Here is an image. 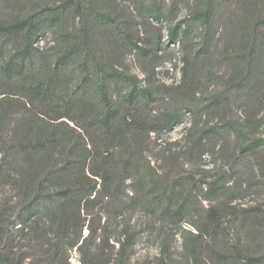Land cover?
Returning a JSON list of instances; mask_svg holds the SVG:
<instances>
[{"label": "rangeland", "instance_id": "obj_1", "mask_svg": "<svg viewBox=\"0 0 264 264\" xmlns=\"http://www.w3.org/2000/svg\"><path fill=\"white\" fill-rule=\"evenodd\" d=\"M61 1L11 0L9 3L1 0L0 18L28 9L40 15L44 7H54ZM205 1L84 0L81 16L71 11L63 16L62 23L69 32L84 29L85 33H90L89 47L102 57L103 76L98 79L95 74L88 73L87 78H82L76 60L58 70L55 80L61 88L57 98L45 104L49 108V118L43 119L44 124L58 135L72 134L82 138L91 157L96 155L100 138H95L98 148H94L82 129L58 117L67 106L77 105L75 101L79 99V105H101L94 87L116 78L107 88L109 100L120 107L136 105L123 108L121 113L127 110L128 115L137 118L139 125L144 124L142 130L131 132L132 147L138 148L134 154L138 163L150 171L151 191L166 187L164 196H154L153 201L169 203L173 200L187 208L182 217L174 220H158L139 206H127L121 215L113 209L116 213L111 215L107 228L114 253L118 250L117 242L124 239L122 229L130 228L134 234L126 264H158L161 243L168 246L174 256L169 264H182L185 244L193 242L201 255L211 261L217 260L216 254L222 252L220 249L232 256L227 252L237 233L244 235L238 228L245 215L257 216L256 236L259 238L254 249L264 257V148L241 153L239 140L232 131L233 127L243 130L248 140L264 138V20L244 37L247 19L241 14L239 1L222 0L224 4L215 13L204 40V30L191 15ZM150 5L160 8L159 20H152L144 11ZM88 7L108 13L114 23L91 21ZM234 16L239 17L237 22ZM262 17L264 19V12ZM172 27L178 32L175 41L169 34ZM245 38L247 44L243 48L241 44ZM41 39L40 52L44 55L38 58V67L42 58L52 63L53 53L59 47L53 30H46ZM124 77L137 80L138 87L145 91L131 103L125 101L131 85ZM3 85L1 82L0 93L3 89L12 94L6 98L8 105H22L21 101L15 102L16 88ZM18 109L12 108V111ZM167 115L175 118L172 126L159 136L151 133L150 121ZM19 121V117H14L0 130L5 133L17 129L13 122ZM118 184L122 188L119 179ZM123 187L119 192L120 203H130L140 197L139 185L132 178L126 180ZM13 195L12 184H0V211L6 217L0 252L21 260L29 257L35 264H48V252L52 249L40 250L29 229L20 227L12 218ZM111 206L109 203L105 207ZM210 206L220 209V226L208 229L203 241H196L188 235L204 231L205 215ZM105 219L99 223L94 218L91 226L100 224L102 227ZM84 225L83 237L88 234V222ZM60 242V238H53V244ZM250 247L253 249L252 245ZM65 255L69 264H80L75 248H66L59 262H65ZM27 263L30 264L29 260L24 264Z\"/></svg>", "mask_w": 264, "mask_h": 264}, {"label": "trees", "instance_id": "obj_2", "mask_svg": "<svg viewBox=\"0 0 264 264\" xmlns=\"http://www.w3.org/2000/svg\"><path fill=\"white\" fill-rule=\"evenodd\" d=\"M10 1L7 0L9 3ZM238 1L242 16L247 19L246 29L243 31L246 37L257 23L264 20V0ZM83 3L84 0H62L54 7H44L40 15L38 11L28 9L5 19L0 18V83L5 84L4 88H16L15 102L21 101L22 104L8 105L6 98L12 94L2 89L0 129L14 117H19L20 121L15 122L16 125L13 122L17 129L5 133L0 130V184H12L15 199L11 210L12 218L20 227L29 229L40 250L45 247L52 249L51 253L48 252V264H61L59 259L66 248L78 251L80 264H126L130 248L134 244V234L130 228L122 229L124 239L117 242L118 250L114 253V245L110 244L111 233L107 228L111 215L116 213L113 209L121 215L122 210L126 212L125 207L139 206L150 211L158 220H174L182 217L187 208L173 200L169 203L153 201L154 196H164L166 187L157 192L151 191L150 171L138 163V157L134 154L138 148L132 147L131 132L142 130L144 124L139 125L137 118L128 115L127 110L124 114L121 113L123 108L130 109L136 105L120 107L112 105L109 100L107 88L109 82L116 78L107 79L101 86L94 87L101 105H79V99L75 101L77 105L67 106L58 117L65 118L82 129L86 133L84 137L90 140V145L94 148H98L95 146V138H100L99 152L96 155L91 157L82 138L80 140L72 134L58 135L57 131L44 124L43 119L49 118V108L45 104L57 98L61 88L55 80L58 70L76 60L82 78H87L88 73L95 74L98 79L103 76L104 62L89 47L92 40L90 33H85L84 29L82 32H69L62 23L64 14L69 11L81 16ZM222 4V0H206L191 15L204 30V40L207 39L215 13ZM88 8L91 21L110 25L114 23L108 13ZM144 11L152 20L161 18V10L157 6H147ZM235 19L237 22L239 17L234 16V21ZM234 21L231 18V22ZM49 29L58 37L59 47L53 53L52 63L42 58L38 67L36 62L40 55H44L40 52L41 38ZM169 34L171 40L175 41L178 38L176 27L170 28ZM246 44L245 38L241 47L246 48ZM124 80L131 85L125 100L127 103L135 101L145 92L138 87L137 80L130 77H124ZM17 107L19 109L13 112L12 108ZM174 121L175 118L169 115L153 119L150 121L149 131L159 136ZM69 129L74 133L71 127ZM232 131L239 140L241 153L264 148V138L248 140L243 130L233 127ZM113 165L119 168H114ZM130 178L138 183L140 197L130 203H120L119 192L125 188L123 185ZM118 179L123 184L122 188L118 187ZM217 190L215 188V192ZM109 203L112 206L108 209L105 206ZM41 210L43 213H40ZM253 216L245 215L240 220L238 230H243L244 235L238 232L232 239L234 244L227 252L232 256L225 255V251L220 249L222 252L216 254L217 260L211 261L201 255L196 243H186L182 264H264L263 255L254 249L259 236H256L257 216ZM104 217L106 219L102 227L100 224L91 226L94 218L100 223ZM5 219L0 211V240L3 237ZM85 222H88V234L83 237ZM218 226L220 209L210 206L205 215L204 231L198 230L195 236H188L201 242L208 229ZM53 238H60L61 242L53 244ZM26 260L35 264V260L29 257L21 260L20 257L11 258L0 252V264H24ZM171 261H174V256L168 246L161 243L158 264H169ZM62 264H69L66 255Z\"/></svg>", "mask_w": 264, "mask_h": 264}]
</instances>
